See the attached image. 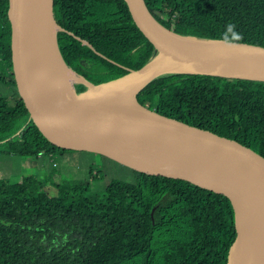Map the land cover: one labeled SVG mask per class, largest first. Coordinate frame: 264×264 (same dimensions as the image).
<instances>
[{
	"label": "trees",
	"instance_id": "obj_1",
	"mask_svg": "<svg viewBox=\"0 0 264 264\" xmlns=\"http://www.w3.org/2000/svg\"><path fill=\"white\" fill-rule=\"evenodd\" d=\"M144 2L161 25L177 34L264 47V0ZM7 7L8 0H0V84L16 88ZM53 11L63 29L57 33L62 59L94 84L137 70L155 55L123 0H54ZM136 101L264 158L262 82L168 75L150 82ZM0 144L11 155L34 159L71 151L43 137L16 89L0 93ZM129 170L130 182L112 179L103 191L59 180V173L0 179V264L226 263L235 237L227 198L181 180ZM89 178L102 180L92 170Z\"/></svg>",
	"mask_w": 264,
	"mask_h": 264
},
{
	"label": "water",
	"instance_id": "obj_2",
	"mask_svg": "<svg viewBox=\"0 0 264 264\" xmlns=\"http://www.w3.org/2000/svg\"><path fill=\"white\" fill-rule=\"evenodd\" d=\"M54 0H8L18 95L52 145L108 158L131 170L181 180L227 198L235 237L225 264H264V158L240 143L149 110L136 95L168 75L264 83V47L185 36L161 25L144 0H123L155 55L137 70L94 84L60 54ZM89 48L86 42H84ZM63 62L84 87L60 92ZM133 99V103H131Z\"/></svg>",
	"mask_w": 264,
	"mask_h": 264
},
{
	"label": "rangeland",
	"instance_id": "obj_3",
	"mask_svg": "<svg viewBox=\"0 0 264 264\" xmlns=\"http://www.w3.org/2000/svg\"><path fill=\"white\" fill-rule=\"evenodd\" d=\"M77 84H74L76 87ZM12 85H1L0 93L3 95L14 92ZM0 144V179H9L18 175H37L40 178H49L53 173H59V180L82 182L90 186L92 191H103L107 183L112 179L130 182L132 172L118 163L101 157L100 155L82 152L68 151L57 153L50 158H30L11 155ZM89 170H92L102 180L89 178ZM56 177V176H55ZM51 190L53 188L49 186Z\"/></svg>",
	"mask_w": 264,
	"mask_h": 264
},
{
	"label": "bare ground",
	"instance_id": "obj_4",
	"mask_svg": "<svg viewBox=\"0 0 264 264\" xmlns=\"http://www.w3.org/2000/svg\"><path fill=\"white\" fill-rule=\"evenodd\" d=\"M78 80H79L78 75L73 73L63 62H61L60 75L58 80L60 92H64L67 95L72 94L74 84H76ZM130 102L133 103V99H131Z\"/></svg>",
	"mask_w": 264,
	"mask_h": 264
},
{
	"label": "clouds",
	"instance_id": "obj_5",
	"mask_svg": "<svg viewBox=\"0 0 264 264\" xmlns=\"http://www.w3.org/2000/svg\"><path fill=\"white\" fill-rule=\"evenodd\" d=\"M227 27H228L229 31H231L232 28H233V25L229 24V25H227ZM233 36H237V34L236 33H233Z\"/></svg>",
	"mask_w": 264,
	"mask_h": 264
}]
</instances>
